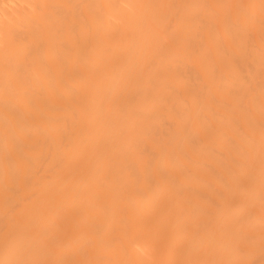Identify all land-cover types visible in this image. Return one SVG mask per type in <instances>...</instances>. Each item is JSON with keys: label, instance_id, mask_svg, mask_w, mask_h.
I'll return each instance as SVG.
<instances>
[{"label": "bare ground", "instance_id": "bare-ground-1", "mask_svg": "<svg viewBox=\"0 0 264 264\" xmlns=\"http://www.w3.org/2000/svg\"><path fill=\"white\" fill-rule=\"evenodd\" d=\"M0 264H264V0H0Z\"/></svg>", "mask_w": 264, "mask_h": 264}]
</instances>
